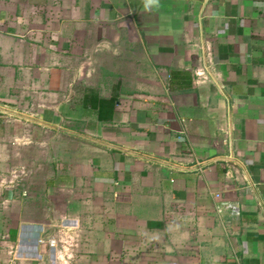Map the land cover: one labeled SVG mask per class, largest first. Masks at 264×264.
Listing matches in <instances>:
<instances>
[{
	"label": "crops",
	"instance_id": "1",
	"mask_svg": "<svg viewBox=\"0 0 264 264\" xmlns=\"http://www.w3.org/2000/svg\"><path fill=\"white\" fill-rule=\"evenodd\" d=\"M10 98L82 149L43 213L0 181V264H51L69 219L67 264H264V0H0Z\"/></svg>",
	"mask_w": 264,
	"mask_h": 264
},
{
	"label": "rangeland",
	"instance_id": "2",
	"mask_svg": "<svg viewBox=\"0 0 264 264\" xmlns=\"http://www.w3.org/2000/svg\"><path fill=\"white\" fill-rule=\"evenodd\" d=\"M121 61L125 63L124 60ZM104 62L105 60L100 58L91 60L96 68H103L101 64ZM98 74L99 72L95 77ZM110 77L113 78L114 75ZM12 99L14 98L0 101V181L10 182L9 184L17 190H20L22 183L25 184L29 192L25 200L23 199L24 205L26 202V210L41 209L43 213L45 206H51L50 200L57 198L51 196L46 187L44 189V182L55 176H62L63 172L59 170L60 173H57L56 166L69 163V151H72V148H79L81 151V140L69 138V132L66 130L40 124L28 117L29 113H34L37 109L39 111L43 107L34 108L26 102L17 103ZM60 203L62 202L58 204ZM62 207L63 204L57 213L62 214ZM54 221H59V218ZM60 223L65 226L68 221L62 220L58 224ZM68 225L67 235L63 233L62 236L67 241V246H58L60 253L56 252V259L59 260L57 264L69 262V243L71 246L79 244V227H74L70 219ZM56 230L54 225L52 234H56ZM63 230L67 231V228Z\"/></svg>",
	"mask_w": 264,
	"mask_h": 264
},
{
	"label": "built area",
	"instance_id": "3",
	"mask_svg": "<svg viewBox=\"0 0 264 264\" xmlns=\"http://www.w3.org/2000/svg\"><path fill=\"white\" fill-rule=\"evenodd\" d=\"M197 167L199 168V170H202L203 168L197 164ZM215 199L217 200V206H216V210L218 213L222 212V211H229L231 214L238 216L240 214V207L233 203V202H229L225 199L222 198L221 194L219 193H215ZM57 228V233L56 234H50L44 238L39 239V243L44 244L48 249L53 250L55 253H60V249L58 248V246H67L65 245V243H67V241H65L63 239V233L67 235L66 232L69 231V225L68 223L63 226L61 223L56 225ZM67 228V231L63 230ZM60 233V234H59ZM59 235V236H58ZM58 236V237H57ZM73 246H71V244L69 243V259L72 258V253H71V249ZM59 262V260H58ZM51 264H57V259L53 260L51 262Z\"/></svg>",
	"mask_w": 264,
	"mask_h": 264
}]
</instances>
